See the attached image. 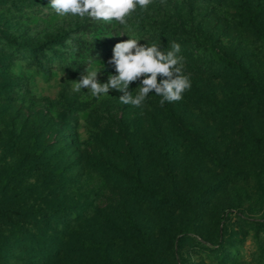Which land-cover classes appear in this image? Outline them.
Returning <instances> with one entry per match:
<instances>
[{"label":"rangeland","instance_id":"obj_1","mask_svg":"<svg viewBox=\"0 0 264 264\" xmlns=\"http://www.w3.org/2000/svg\"><path fill=\"white\" fill-rule=\"evenodd\" d=\"M48 3L0 0V243L13 224L50 238V264H264V0L132 13L147 43L180 44L191 79L182 100L142 107L74 91L91 56L107 80L127 39L107 36L126 30Z\"/></svg>","mask_w":264,"mask_h":264},{"label":"clouds","instance_id":"obj_2","mask_svg":"<svg viewBox=\"0 0 264 264\" xmlns=\"http://www.w3.org/2000/svg\"><path fill=\"white\" fill-rule=\"evenodd\" d=\"M152 0H49L50 7L60 18L91 19L92 21L123 27L127 34H122L120 27H113L107 37L126 36L112 47L108 60L113 68L107 80L101 82L98 74L105 70V64L91 56L85 63L84 73L74 81V91H90L96 99L108 96L110 90L122 93V104L142 107L150 94L159 96L160 103L180 101L184 93L191 88V79L184 71L185 58L179 55L181 46L173 43L171 50L165 52L161 42L147 43L129 26V18L137 9L145 11ZM141 40L144 43H141ZM158 74L163 77L157 81ZM139 81L134 89L130 86Z\"/></svg>","mask_w":264,"mask_h":264},{"label":"trees","instance_id":"obj_3","mask_svg":"<svg viewBox=\"0 0 264 264\" xmlns=\"http://www.w3.org/2000/svg\"><path fill=\"white\" fill-rule=\"evenodd\" d=\"M0 41L3 46H11L9 42L3 39H0ZM50 64V62H39V67L42 70H46ZM54 64L60 65L61 63L56 62ZM135 180H137V178ZM153 195L157 200H161L164 203L173 201L168 198H160L155 193H153ZM4 216H6V213L0 210V218ZM11 228L12 230L10 231V235L6 237L5 243H0V253L6 256L13 255L17 262L22 264H50L55 260L58 252L53 246H50V238L44 237L43 239H39L13 224H11Z\"/></svg>","mask_w":264,"mask_h":264}]
</instances>
